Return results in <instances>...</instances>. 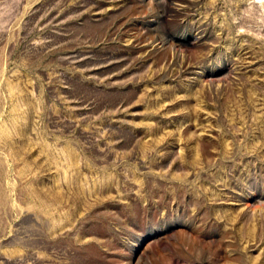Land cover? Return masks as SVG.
<instances>
[{
	"label": "rangeland",
	"instance_id": "rangeland-1",
	"mask_svg": "<svg viewBox=\"0 0 264 264\" xmlns=\"http://www.w3.org/2000/svg\"><path fill=\"white\" fill-rule=\"evenodd\" d=\"M0 264H264V0H0Z\"/></svg>",
	"mask_w": 264,
	"mask_h": 264
},
{
	"label": "bare ground",
	"instance_id": "bare-ground-1",
	"mask_svg": "<svg viewBox=\"0 0 264 264\" xmlns=\"http://www.w3.org/2000/svg\"><path fill=\"white\" fill-rule=\"evenodd\" d=\"M48 4V3H47ZM134 44V43H133ZM35 51V50H34ZM83 65V64H82ZM59 122V121H58ZM24 254V253H23ZM1 258H3V257H1ZM16 258V257H15ZM18 258V257H17ZM5 259V258H4Z\"/></svg>",
	"mask_w": 264,
	"mask_h": 264
}]
</instances>
